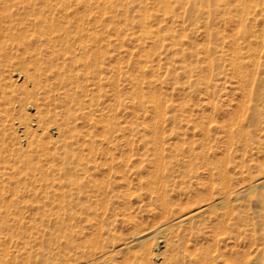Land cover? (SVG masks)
Instances as JSON below:
<instances>
[{"label":"rangeland","instance_id":"1","mask_svg":"<svg viewBox=\"0 0 264 264\" xmlns=\"http://www.w3.org/2000/svg\"><path fill=\"white\" fill-rule=\"evenodd\" d=\"M53 1L39 25L51 34H39L28 50L11 48L39 81L43 127L31 120L35 109L16 106L34 136L11 107L0 133L2 154L29 161L7 165L16 173L0 194L6 264H264V185L253 183L264 177V0L244 3L254 14L247 24L252 36L238 21L240 0H170L166 7L145 0L144 16L129 0H84L91 6L71 0L68 18L62 0ZM22 17L15 15V29ZM52 35L57 64L45 42ZM69 54L84 62L61 65ZM17 57H8L13 66L0 58V66L13 69ZM37 57L41 70L34 69ZM15 74L8 77L17 91L31 88ZM64 89L77 97L64 99ZM92 105L93 116L85 114L83 106ZM30 138L48 141L50 152L33 153ZM203 206L194 222L172 223ZM220 216L225 225L214 229ZM162 225L172 227L159 233Z\"/></svg>","mask_w":264,"mask_h":264},{"label":"bare ground","instance_id":"2","mask_svg":"<svg viewBox=\"0 0 264 264\" xmlns=\"http://www.w3.org/2000/svg\"><path fill=\"white\" fill-rule=\"evenodd\" d=\"M68 1H71V0H62L61 2H63V3H61V4H64V6L63 7H66V5H65V3H67ZM73 1V0H72ZM116 1V3L118 4V5H123V3H124V0H115ZM169 1L170 0H159V2L160 3H162L163 4V6L164 7H166V6H168V3H169ZM203 2L205 1V2H208V0H202ZM241 2H240V4H242L243 6V9H242V12L240 11L239 13V15H238V18H239V20L238 21H240L241 23H242V26L244 27V31L243 32H245L244 34H247V35H250V36H252V33H250V29H248L249 28V26H248V28H247V24L248 25H250V18H249V16L248 15H254L253 14V12L251 13V11L252 10H250L251 9V6H247L246 7V4H244V3H246L247 2V0H240ZM128 2H130V3H134V2H138V4H139V8H140V11L142 12L141 14H142V16H144L145 15V13H146V6H145V0H129ZM53 3H54V1L53 0H0V4H2V8L0 9V18L2 19V22H6V21H8V23L9 24H2V23H0V58H2V61H5L6 60V62L7 63H11V61L12 60H9L10 58H12L13 57V59H14V57H17V55H18V53H16L14 50V48L16 47H14L13 46V49L11 50V48H12V45H21L22 47L21 48H23V49H26V50H28L29 49V47H30V45L32 44V41H34V40H38V38H40V35L39 34H48V35H50L51 34V32H50V34L48 33V32H41L42 31V28H41V26H39L41 23H42V18H44L42 15L44 14V12H51L53 9H54V5H56V4H54L53 5ZM69 3V2H68ZM77 3H79V5H82V4H84L85 6H89V4H90V6H91V2H89V1H84V0H78L77 1ZM129 3V4H130ZM206 4V3H205ZM48 6L47 7V9H42V7L43 6ZM207 5V4H206ZM69 6V5H68ZM41 7V8H40ZM56 7V6H55ZM62 7V8H63ZM57 8V7H56ZM67 8L68 7H66L65 8V10L64 11H67ZM189 8V7H188ZM206 9V8H205ZM261 9V8H260ZM101 11V10H100ZM31 12V13H30ZM49 12V13H50ZM102 13H103V11H101ZM261 12H262V10H261ZM66 13V18H68V16H71V14L73 13L72 11H67V12H65ZM187 13V12H186ZM19 14H24V17H22V18H19V25H20V27L19 28H17V29H15L16 27H14V25H17V23H16V21H15V15H19ZM102 15V14H101ZM142 18V17H141ZM70 22L68 21V24H69ZM36 26H38V29H36L35 30V27ZM72 25H70V27H71ZM236 26V25H235ZM18 27V26H17ZM34 28V34H28V29L29 28ZM66 27H68V26H66ZM65 27V28H66ZM78 27V26H77ZM142 27H144V26H142ZM248 29V30H246L245 31V29L246 28ZM26 28V29H25ZM30 28V29H31ZM29 29V30H30ZM67 29V28H66ZM76 30V32L77 33H79L78 32V30L77 29H75ZM80 30H81V28H80ZM84 30V29H83ZM82 30V31H83ZM85 30H87V29H85ZM50 31H52V29L50 28ZM37 32V35L35 34ZM64 32H66L65 31V29H64ZM87 32V31H86ZM156 32V31H155ZM249 32V33H248ZM27 33V34H26ZM55 38V36L54 35H52V36H48V38H47V40L45 41L47 44H48V47L51 49H48V50H50V62H52V63H54L53 62V58L55 57H57V54H56V52L53 50V48H54V39ZM10 42L11 43V45H10V43H9V46H11V47H5V46H8L7 44H6V42ZM2 43V44H1ZM235 44V43H234ZM78 47H79V45H78ZM10 48V49H9ZM66 48H67V51L69 52V53H72V54H74V52H71V45H67L66 46ZM76 48H77V46H76ZM80 48H81V46H80ZM77 49V52H79L81 49ZM83 48H84V45H83ZM20 49V48H19ZM74 49V48H73ZM85 49H86V47H85ZM84 49V50H85ZM88 49V48H87ZM26 50L24 51V53L26 52ZM70 50V51H69ZM83 50V49H82ZM81 50V51H82ZM73 51V50H72ZM235 51V50H234ZM46 52H47V50H46ZM67 52V53H68ZM84 52V51H83ZM85 52H86V50H85ZM20 53V52H19ZM81 53V52H80ZM80 53L78 54L77 53V55H80ZM61 54V53H60ZM72 54H69L70 56H66V55H62L61 56V59H62V62H61V65L62 64H64V63H66L65 61H71V60H73L74 58L76 59H74V64L75 63H77L79 60H80V58H79V60L77 61V58L76 57H73V59H72V56H74V55H72ZM85 54V53H84ZM235 54H237V53H235ZM24 55V54H23ZM59 55V54H58ZM72 55V56H71ZM76 55V56H77ZM25 56V55H24ZM30 56V55H29ZM83 56V55H82ZM8 57H9V59H8ZM27 57V56H26ZM17 58H19V56L17 57ZM48 58V57H47ZM20 59V63H18L19 65L18 66H16V67H12L13 69H11L10 67H4L5 66V64H4V66L2 67V66H0V133L2 134V131H3V129L4 128H6V127H4V125H3V123L5 122H7L8 121V119L9 118H7V117H9L10 116V114H8V112H9V110L11 109V108H13L14 110L13 111H17L18 113H19V116H21L23 119L22 120H20L19 121V124L21 125V124H23L24 123V126H22V129H23V131H24V133L26 134V135H28L29 133L30 134H32V137L34 136V134H33V130L28 126V121H26V123L24 122V119H25V117L22 115V113H21V110L20 109H15L16 108V106L18 107L19 106V108L20 107H22V106H26V107H28V108H32V109H35V110H33L34 112V114L32 115V117H33V119H31V120H33V121H35L34 123H35V125H36V127H37V129H39V128H41V127H43V125L42 126H40V125H38V121L40 120V119H42V118H40V114H41V112H43V110L39 107V103L37 102V95H36V91H35V87H37L38 85V83H39V81H37L36 80V78L33 76V75H31L30 73H29V69L27 68V66H25V63H27V59L26 58H24V57H20L19 58ZM29 59V58H28ZM59 59H60V57H59ZM15 60V59H14ZM85 60H89V56H86V58H85ZM10 61V62H9ZM61 61V60H60ZM60 61H59V63H60ZM77 61V62H76ZM80 61H82V62H84V60H80ZM79 61V62H80ZM209 61V60H208ZM13 62V61H12ZM15 62H17V60L15 61ZM33 62V65H34V69H36V70H41V59H39V57H37V58H34V60L32 61ZM82 62H80V64H82ZM87 62H89V63H87ZM14 63V62H13ZM58 63V64H59ZM68 63V62H67ZM67 63L66 64H64L63 66H65L66 67V65H67ZM71 63V64H70ZM69 64L72 66L73 64H72V62H70ZM93 63H94V61H93ZM1 64V63H0ZM55 64H57V62H55ZM88 64H90V61H86L85 62V67L88 65ZM70 65H67V67H70ZM9 66H13L12 65V63L9 65ZM75 66V65H74ZM77 66H79L78 64L75 66V67H77ZM81 66V65H80ZM83 66V65H82ZM81 66V67H82ZM90 66V65H89ZM62 67V66H61ZM64 67V68H65ZM237 67H239L238 65H237ZM57 69L59 68V67H56ZM55 68V69H56ZM87 68V67H86ZM85 68V69H86ZM89 68V67H88ZM61 69V68H60ZM59 69V71L57 70V71H55V73H56V76L58 77V76H61L62 74H63V72H61V70ZM75 69V68H74ZM90 69V68H89ZM96 69V68H95ZM63 70V69H62ZM66 70V69H65ZM68 70V69H67ZM101 70V69H100ZM85 71V70H84ZM90 71V70H89ZM89 71L87 70V72L89 73ZM239 71H240V69H239ZM12 72H16V76L20 79V78H22L21 80H23V83H22V85H30V89H28L27 87H25L22 91H17V87H18V85H17V87H15L14 85H16V84H14L13 85V82H15L14 80H13V82H12V80H9V78H10V76L8 77V74H10V73H12ZM66 73V72H65ZM64 73V74H65ZM87 73V74H88ZM79 74V73H78ZM85 74V73H84ZM5 75H7V77L5 76ZM13 75V74H12ZM89 75V74H88ZM6 78H5V77ZM75 76H76V74H75ZM80 76V75H79ZM83 76V75H82ZM81 76V77H82ZM100 76V75H99ZM74 77V76H73ZM246 77V76H245ZM85 78H86V76H85ZM75 79V78H74ZM81 78H79V80H80ZM82 79H84L83 77H82ZM78 80V79H77ZM16 81H17V79H16ZM17 82V83H20V82ZM43 86V85H42ZM44 88H47L46 87V85L44 84ZM87 86V85H86ZM39 87H40V85H39ZM38 87V88H39ZM76 87V86H75ZM84 87H85V85H84ZM83 87V88H84ZM88 87V86H87ZM87 87H85V89L87 88ZM42 89H43V87H41ZM80 88H78L77 90L76 89H74V90H76V92L79 90ZM88 89V88H87ZM46 90V89H45ZM47 90H48V88H47ZM81 91H82V89H80ZM84 90V89H83ZM89 90V89H88ZM42 91V90H41ZM73 92L72 90H69L68 91V89L67 90H63V93L61 94V95H63V98L65 99H70L71 97H72V99L73 98H76L77 97V93L75 92L74 94L73 93H71V92ZM81 91H78V92H81ZM90 91V90H89ZM43 92V91H42ZM48 92V91H47ZM86 93L88 92V91H85ZM38 93H39V91H38ZM45 93V92H44ZM90 93V92H89ZM82 93H80V95H81ZM93 94V93H92ZM92 94H90L88 97H91L92 96ZM46 95V94H45ZM75 95H76V97H75ZM79 95V94H78ZM83 95H84V92H83ZM83 95H81V96H83ZM85 96V95H84ZM83 96V97H84ZM93 96H94V94H93ZM46 97V96H45ZM44 96L42 97V99L43 100H45V99H47V97L45 98ZM86 97V96H85ZM49 98V97H48ZM91 98H93V97H91ZM151 98V97H150ZM88 99V98H87ZM90 99V98H89ZM15 100H23V101H25V103L24 104H22V103H16V102H14ZM40 100V99H39ZM93 100V99H92ZM79 103H81L80 102V100H77ZM85 101H86V98H85ZM85 101L84 102H82V103H85ZM153 101V100H152ZM151 101V102H152ZM45 102V101H44ZM87 103L89 102V105L92 103V101H91V103H90V101H86ZM154 102V101H153ZM46 103V102H45ZM45 103H43V104H45ZM77 104V102H76V107H77V105H78V107H79V105L80 104ZM81 103V104H82ZM42 105V104H41ZM82 106V105H81ZM87 106V105H86ZM86 106H83L84 108H86L87 109V111L86 110H84L83 112H81V114L82 113H85V114H87V115H90L92 112H93V109H92V107H93V105L92 106H88V108L86 107ZM11 107V108H10ZM43 108V107H42ZM155 108V107H154ZM80 109L82 110L83 108L82 107H80ZM80 110V111H81ZM96 111H94V113H95ZM85 114H82L83 116H85ZM54 115H55V113H54ZM87 115H86V117H83V118H87ZM92 115V114H91ZM90 115V116H91ZM90 116H89V118H90ZM93 116V115H92ZM99 117H101L102 118V116H100V114H99ZM11 118V117H10ZM27 118V117H26ZM40 118V119H39ZM14 119V118H13ZM39 119V120H38ZM91 119V118H90ZM93 120V119H92ZM43 121V120H42ZM12 122V121H11ZM48 127H50V129H52V130H54L53 132L55 133L57 130H58V126L56 125V124H52V125H48ZM45 128H47V127H45ZM48 132V131H47ZM68 132V134H69V131H67ZM67 132H65V131H63V133L64 134H66ZM71 132H73L72 131V129H71ZM36 133V132H35ZM62 133V134H63ZM74 133V132H73ZM68 134H67V138H68ZM75 134V133H74ZM77 135V134H76ZM73 136V135H72ZM11 137H12V135H11ZM52 137V136H51ZM79 137V136H78ZM10 138V137H9ZM48 138V137H47ZM70 138H75L74 136L73 137H70ZM10 139H12V138H10ZM72 139H70L69 141H68V143L70 144V142H71V140ZM47 140V139H46ZM3 141V139H0V142H2ZM45 141V140H44ZM44 141H41V140H34L33 141V139L32 138H30V140H28V143H29V146L30 147H28L29 149H31L32 147L33 148H35L32 152L33 153H35V154H37L38 153V151H41V153L44 151V152H46L45 150H49L50 149V146L49 145H47V142H44ZM74 141V140H73ZM75 141H77V139L75 140ZM62 142V141H61ZM61 142H60V144H61ZM2 143H4V142H2ZM33 143H35V145L33 146L32 144ZM45 143V144H44ZM57 143V142H56ZM72 143V142H71ZM53 144H55V143H53ZM59 144V145H60ZM63 144V143H62ZM62 144H61V146H62ZM64 144H66V142L64 143ZM2 145V144H1ZM26 145V144H25ZM54 146H56V144L54 145ZM63 147H65L64 145H63ZM62 147V148H63ZM53 148V147H52ZM2 149V146H0V150ZM40 149H43V151L42 150H40ZM54 149V148H53ZM28 150V149H27ZM4 152V151H3ZM3 152H0V194H2V192L4 191L3 190V188L5 189V186L7 185H5V182H7L8 183V179L7 178H9V177H13V172H15L16 173V170L15 171H13V168H10V170H8L9 169V167H11V166H7L8 164H10V163H15V162H23V163H26V164H28L29 163V161L27 162V160H25L24 158H22L21 156L22 155H20V156H18L17 154H12V152H9L8 154H2ZM49 152H50V150H49ZM40 153V152H39ZM40 153V154H41ZM40 154H37L38 156L40 155ZM44 154V153H43ZM46 154V153H45ZM49 156V155H48ZM74 155H72V157H73ZM40 157H41V155H40ZM73 158H75V157H73ZM77 158V157H76ZM75 158V159H76ZM38 159H40V158H38ZM44 159H48L47 157H45ZM39 161V160H38ZM83 167V166H82ZM85 170V169H84ZM13 171V172H12ZM86 171V170H85ZM13 180V179H12ZM9 182H10V180H9ZM13 183V182H12ZM253 183H255L254 184V186L255 187H261V186H263L264 185V177H262V178H259V179H256L255 180V182H253ZM5 185V186H4ZM244 188V187H243ZM241 189V188H240ZM239 190V189H238ZM235 192V191H234ZM206 209H208V207H206V206H203V207H200V208H198L197 210H195L194 212H190V213H187V214H184V215H181V216H179V217H176V218H174L173 219V221H172V223H174L175 225H181V224H183V223H186V222H194V219H196V218H198L200 215H202L204 212H205V210ZM224 216V215H223ZM222 216V217H223ZM240 218V217H239ZM12 219V218H11ZM10 219V223L11 224H18L20 227L19 228H22L23 227V229H24V226H23V222L21 221V220H19V219H12L13 220V222H12V220ZM9 222H8V219H6V220H4L3 221V225H2V227H4V225L5 226H8V224H9ZM212 223V222H211ZM195 223H193V224H191V226H190V228H194L195 226H193ZM212 225V227H214V229L216 228V229H218V228H220V227H224L223 225H225V222H224V218H221V216L220 217H218L217 218V220H215V221H213V223L211 224ZM161 227H163V225L162 226H160V228ZM172 226H166V227H163L160 231H158L159 233H163V232H165V231H168L170 228H171ZM1 228V227H0ZM0 231H1V229H0ZM153 231V230H152ZM212 232H214V231H211V233ZM150 233V231H147V232H144V233H141V234H139V235H137V238H140V237H142V236H144V235H148ZM21 234V233H20ZM174 235V234H173ZM0 236H1V234H0ZM3 236V235H2ZM1 236V237H2ZM4 236H6V235H4ZM32 236V235H31ZM208 236H210V237H213L214 238V234H211V235H207L206 237L208 238ZM9 237H11V238H9L10 239V244H14V246L15 247H17V246H19L18 248H21L22 247V245H23V242H20L19 240H14L13 241V239H12V235H9ZM22 237V236H21ZM136 237V236H135ZM175 237H177V239L178 240H180V235H175ZM20 238V237H19ZM21 239V238H20ZM170 241V240H169ZM163 243H164V245H162L161 247L163 248V247H167V245L169 244L168 243V240L165 238L164 239V241H163ZM9 243H7V239L6 238H4V239H1L0 238V264H6V262H7V260H8V256H9V254H10V252H9V246H7ZM173 246V245H172ZM174 248V247H173ZM18 250V249H17ZM159 259H161L162 260V262H165L166 261V257H160ZM92 260V259H91ZM66 262V261H65Z\"/></svg>","mask_w":264,"mask_h":264}]
</instances>
